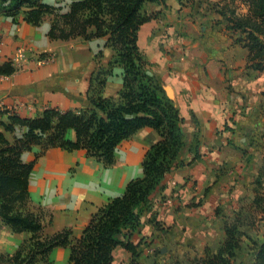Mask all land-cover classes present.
Segmentation results:
<instances>
[{"label":"crops","instance_id":"0c3cea01","mask_svg":"<svg viewBox=\"0 0 264 264\" xmlns=\"http://www.w3.org/2000/svg\"><path fill=\"white\" fill-rule=\"evenodd\" d=\"M43 1L67 10L73 0ZM229 8L237 13L248 10L243 0H162L144 6L156 16L141 25L139 46L150 72L170 92L167 95L185 118V145L176 160L184 165L174 167L149 196L141 226L131 236L135 244L153 236L184 246L193 255L202 256L207 247L216 251L226 237L224 219L230 216L229 208L233 215L240 213L239 190L251 175H258L259 148L253 144L258 129L264 130V112L259 111L264 70L247 67L250 51L238 41L241 31L228 27ZM26 10H21L17 21L0 15V68L6 70L0 72V109L7 111L0 115L2 122L11 123L12 112L36 118L48 108L81 111L92 107V88L101 69L109 70L101 95L119 97L124 69L115 62L117 51L108 36L53 40L49 32L54 16L46 14L40 25H33L25 19ZM43 53L53 54L55 61L39 62ZM10 68L14 70L8 72ZM0 130L14 142L28 128L17 124L13 131L3 126ZM68 137L74 139L75 132ZM160 140L158 130L139 129L119 144L112 165L89 157L83 149L55 147L37 157L43 149L37 144L24 151V162L35 161L29 191L32 206L47 211L44 234L70 229L71 239L79 237L100 207L123 195L132 179L143 176L146 152ZM197 143L198 158L193 150ZM253 192L252 205L254 188ZM155 221L164 229L157 228ZM32 235L14 231L0 216V255H14ZM145 247H139L138 264H149ZM160 251L169 254L168 246ZM70 254L69 247L57 246L49 258L53 264H71ZM132 260V253L118 246L112 264Z\"/></svg>","mask_w":264,"mask_h":264},{"label":"trees","instance_id":"16d2710c","mask_svg":"<svg viewBox=\"0 0 264 264\" xmlns=\"http://www.w3.org/2000/svg\"><path fill=\"white\" fill-rule=\"evenodd\" d=\"M161 1L73 0L64 10L63 6L50 5L43 0H0V15L11 16L14 21L24 8L27 9L25 19L33 25H40L46 14H52L49 37L53 40L108 36L109 44L117 51L115 62L121 63L124 69V86L117 99L101 95L109 74V70L101 69L96 76L97 86H91L95 90L91 96L92 107L81 111L48 108L36 118H21L12 112L11 123L0 120V127L6 131H13L17 124L28 128L14 142L0 130V216L14 231L33 234L14 255L1 254L0 264H53L49 255L57 246L70 248L71 264H112L118 246L132 253L131 264H138L139 247L144 238L135 244L131 236L141 226V214L149 206V196L162 186L174 167L184 165L176 160L185 145V118L160 80L150 72L139 46L141 25L156 16L147 13L144 6ZM243 1L248 8L246 13H237L236 8L228 9V27L242 33L238 41L250 51L247 67L263 71L264 0ZM13 70L10 68L8 72ZM5 71L0 68L1 73ZM5 112L0 109V115ZM143 127H152L161 134V140L146 152L143 176L132 179L123 195L100 207L79 237L71 239L70 229L45 235L47 213L30 207L29 183L35 161L24 162L22 153L37 144L43 146L37 157L55 147L69 151L83 149L89 157L112 165L119 144ZM70 131L75 132L74 139L68 137ZM193 150L196 158L201 156L198 143ZM262 176L258 177L257 183L263 187ZM255 192L254 204L263 207L264 190L255 188ZM155 225L164 229L159 221H155ZM224 229L226 237L217 250L207 247L205 253L193 257L190 264H237L245 233L240 230L237 220L234 223L225 220ZM154 264L184 263L171 258L169 262L159 260ZM253 264H264V241L255 253Z\"/></svg>","mask_w":264,"mask_h":264},{"label":"rangeland","instance_id":"374dc122","mask_svg":"<svg viewBox=\"0 0 264 264\" xmlns=\"http://www.w3.org/2000/svg\"><path fill=\"white\" fill-rule=\"evenodd\" d=\"M261 83L263 86L261 87V103L259 105V111L264 112V76L261 74L260 76ZM232 118H231V120ZM255 143L253 145L259 148L260 159H258V175H251L249 178V183H244L242 190H239V195L242 196L241 202L237 203L236 206L239 207V212L241 213L238 216L232 214V210L229 208L228 214L229 217L225 216L224 219L227 220L228 223H234L236 220L238 222L240 230L245 233L242 237V248L238 252V256L236 258L237 264H253L255 260V253L258 250L259 245L264 241V206L263 207H255L252 205V200L254 196L253 188L260 189V191L264 190V186L258 185L257 179L259 176H262V181L264 180V130L258 129V132L254 135ZM190 179H186L188 182ZM254 184V187L252 186ZM234 187V186H233ZM233 193L235 191L233 190ZM31 208L36 209L38 212L46 211L42 206L31 205ZM41 210V211H40ZM47 212V211H46ZM223 212V211H222ZM231 213V214H230ZM160 222V221H159ZM162 225V224H161ZM143 245L148 246V248L143 250V252L148 256L149 264H152L154 261L157 262L159 260L168 261L169 257L177 256V258L182 261L184 264H190L193 257L198 255H193L195 252L189 251L184 246H176L167 242L166 240L161 239L160 241L154 239L153 236L144 237ZM169 248V254L167 256L159 255V250L167 247ZM150 248V250H149ZM168 253L167 251H165Z\"/></svg>","mask_w":264,"mask_h":264},{"label":"built area","instance_id":"2783aa9c","mask_svg":"<svg viewBox=\"0 0 264 264\" xmlns=\"http://www.w3.org/2000/svg\"><path fill=\"white\" fill-rule=\"evenodd\" d=\"M39 62L49 64L55 61V56L51 53H43L38 57Z\"/></svg>","mask_w":264,"mask_h":264},{"label":"water","instance_id":"95a60500","mask_svg":"<svg viewBox=\"0 0 264 264\" xmlns=\"http://www.w3.org/2000/svg\"><path fill=\"white\" fill-rule=\"evenodd\" d=\"M167 93H168V95L170 96V92L169 91H167ZM164 251V250H163Z\"/></svg>","mask_w":264,"mask_h":264}]
</instances>
